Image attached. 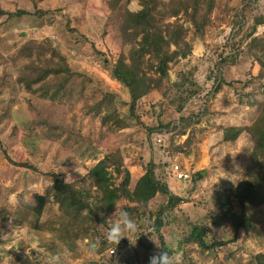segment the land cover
I'll return each instance as SVG.
<instances>
[{
    "label": "rangeland",
    "instance_id": "rangeland-1",
    "mask_svg": "<svg viewBox=\"0 0 264 264\" xmlns=\"http://www.w3.org/2000/svg\"><path fill=\"white\" fill-rule=\"evenodd\" d=\"M0 8L30 13L0 16V264H46L56 253H66L62 264H142L162 252L164 236L175 242L174 248L167 246L179 264H257L264 253V206L248 208L251 231L235 235L229 224L211 226L207 241L224 246L204 250L184 238L190 224L208 225L217 192L235 190L246 177L252 141L244 133L226 142L223 131L250 126L264 101V0H216L204 37L191 41L190 55L170 64L167 86L143 97L133 111L127 88L111 75L110 57L129 55L132 46L123 43L121 19L125 10L142 9L139 0H0ZM258 19L263 21L256 25ZM192 37L190 32L187 40ZM252 39L262 46L252 48ZM30 41L51 43L68 66L85 75L72 77L64 90L54 83L26 88L18 79L37 55L28 58L20 51ZM44 53L42 58L51 57ZM219 77L226 82L214 94ZM55 91L59 94L52 97ZM164 133L166 147H160L154 139ZM106 152L120 153L131 174L130 189L137 182L131 167L144 161L146 171L148 161L154 162L157 176L181 202L164 212L161 235L154 221L166 207L165 195L143 214L127 209L139 227L135 244L125 237L99 254L105 231L97 229L78 241L76 251L59 247L57 252L51 240L60 224L59 205L51 199L35 228L30 214L35 196L47 194L50 174L78 188ZM164 160L183 163L193 179L206 174L178 188L166 176Z\"/></svg>",
    "mask_w": 264,
    "mask_h": 264
},
{
    "label": "trees",
    "instance_id": "trees-1",
    "mask_svg": "<svg viewBox=\"0 0 264 264\" xmlns=\"http://www.w3.org/2000/svg\"><path fill=\"white\" fill-rule=\"evenodd\" d=\"M31 1L37 3L42 0ZM139 1L142 9L136 13L125 10L121 19L123 43L132 46L129 55L121 53L114 58L110 57L113 63L111 75L127 88L131 111L143 97L167 86L170 64L190 55L193 50L192 42L196 38H203L206 29L212 24V14L216 7V0ZM43 13L35 12L36 15L41 16ZM25 15L30 13L24 9L10 11L0 8V16H7L8 19ZM181 15L185 20L183 23L180 22ZM174 18V21H170ZM262 21L263 19H258L256 25ZM187 25L192 27L189 28ZM190 32L193 37L187 40ZM251 43L252 48H259L257 46L261 45L256 39H252ZM97 49L98 53H101L100 48ZM45 51H50V58L41 57ZM20 54L28 58L37 55V58L25 67L18 79L31 90L33 85H39L42 89L52 83L64 90L72 77L85 75V73H77L68 66L66 58L48 42L44 44L30 41L21 48ZM234 58L235 55H232L231 59ZM105 63L109 64L108 61ZM224 63L226 62L221 65ZM260 65L264 67V62L261 61ZM219 79L214 80V88L211 90L214 94H217L226 82L221 77ZM58 94L59 92L55 91L52 97ZM244 133L250 137L253 144L245 179L240 181L235 190L216 193L217 208L210 217L208 225L190 224L188 235L184 238L185 242H194L201 249L213 250L226 243L207 241L206 233L210 231L211 226L222 227L229 224L235 235L254 228L247 210L264 206V101L259 105L257 116L250 126H228L223 131V139L226 142H235ZM163 163L166 176L173 178L168 172L173 163L171 161ZM123 165V158L119 152H106L105 156L83 177L78 188L61 176L58 177L57 174L49 175L52 177V186L47 190L46 195L35 196L36 205L31 209L30 214L35 219L33 227L39 229V219L47 203L52 199L59 205L60 224L55 230L57 235L55 234L51 240L54 250L58 252L60 247V251H76L78 241L89 232L100 229L106 233L110 225L108 219L115 211L118 202H122L126 209L143 214L158 195H165L168 197L166 207L161 208L154 221L155 231L161 235L164 212L168 209L172 210L179 204L180 197L174 196L169 186L162 180L163 177L157 176L154 162L146 165L144 176L135 183L133 189H130L131 174ZM202 178L203 175L199 172L193 182ZM176 181L183 183L185 188H188L186 186L191 182ZM29 223L31 224V221ZM55 241L57 245L54 244ZM161 241L162 251L172 255L163 238ZM107 248L108 243L102 240L98 253L105 252ZM150 257L142 264H149ZM256 261L257 264H264V253L257 255Z\"/></svg>",
    "mask_w": 264,
    "mask_h": 264
},
{
    "label": "clouds",
    "instance_id": "clouds-1",
    "mask_svg": "<svg viewBox=\"0 0 264 264\" xmlns=\"http://www.w3.org/2000/svg\"><path fill=\"white\" fill-rule=\"evenodd\" d=\"M111 221L104 239L108 244L118 245L121 239L127 237L132 244H135L136 240L133 241V234L139 231L137 222L132 219L130 213L125 207H117L115 205V211L112 216L108 219ZM164 243L169 247L174 248L175 242L169 237L164 236ZM153 240V239H152ZM157 247H161L155 240H153ZM66 253H56L48 258L46 264H62V257ZM149 264H179V257H173L167 251H162L158 255H153L149 259Z\"/></svg>",
    "mask_w": 264,
    "mask_h": 264
},
{
    "label": "built area",
    "instance_id": "built-area-1",
    "mask_svg": "<svg viewBox=\"0 0 264 264\" xmlns=\"http://www.w3.org/2000/svg\"><path fill=\"white\" fill-rule=\"evenodd\" d=\"M166 139H167V134L164 133V134L156 135L154 140L158 146L166 147L165 145ZM168 172L175 180L190 182L193 179L189 170L184 169L182 165L177 162L171 165ZM110 253L114 255L115 257L118 255L117 251L114 249H112Z\"/></svg>",
    "mask_w": 264,
    "mask_h": 264
},
{
    "label": "crops",
    "instance_id": "crops-1",
    "mask_svg": "<svg viewBox=\"0 0 264 264\" xmlns=\"http://www.w3.org/2000/svg\"><path fill=\"white\" fill-rule=\"evenodd\" d=\"M149 96V95H148ZM148 96H145V98H148ZM165 161V160H164ZM150 161H148V163H149ZM172 162V161H171ZM146 163H144V161L143 162H138L137 163V167H131V168H135L136 170H137V180L136 181H138L141 177H143L144 176V174H145V170H144V165H145ZM183 166L182 167H184V164L183 163H181ZM130 168V169H131ZM132 171V170H131ZM201 173V175H205L206 173L204 172V171H201L200 172ZM172 183L175 185L176 184V187H178V188H180L181 187V184L178 182V181H172Z\"/></svg>",
    "mask_w": 264,
    "mask_h": 264
}]
</instances>
